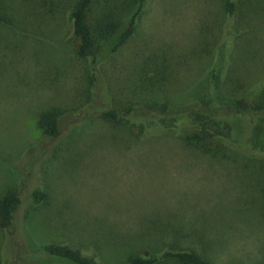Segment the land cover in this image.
Here are the masks:
<instances>
[{
  "label": "rangeland",
  "instance_id": "1",
  "mask_svg": "<svg viewBox=\"0 0 264 264\" xmlns=\"http://www.w3.org/2000/svg\"><path fill=\"white\" fill-rule=\"evenodd\" d=\"M5 1L16 30L0 32V197L15 190L22 201L0 229V264H72L43 253L52 242L100 264H122L149 244L194 248L216 264H264V159L211 158L175 136L113 130L97 115L103 98L118 106L133 97L128 88L155 59L175 63L167 98H192L185 87L210 62L226 0H150L125 44L112 49L119 32L101 43L93 94L68 21H48L39 0ZM257 33L264 44V22ZM49 108L62 112L56 138L39 126ZM234 126L251 138L253 126ZM263 140L260 130L251 144ZM38 188L47 193L40 203Z\"/></svg>",
  "mask_w": 264,
  "mask_h": 264
},
{
  "label": "trees",
  "instance_id": "2",
  "mask_svg": "<svg viewBox=\"0 0 264 264\" xmlns=\"http://www.w3.org/2000/svg\"><path fill=\"white\" fill-rule=\"evenodd\" d=\"M149 1L39 0L38 5L48 21L56 15L63 16L65 23L68 21L73 37L78 40L76 57L87 62L89 90L93 94L101 43L119 32L112 49L116 51L125 44L134 35ZM8 6L7 1L0 0V32L3 28L16 30L6 17L7 12L14 11ZM222 9L225 20L218 25L208 51L210 62L185 87L192 98L179 103L167 98V81L175 72L171 71L175 63L168 58L155 59L158 65L143 66L137 78L139 83L128 88V95L133 97L123 105L117 103L118 106L111 98H103L98 118L111 129L124 128L139 139L157 132L175 136L186 148L219 160H232L233 154L254 161L264 159V147L251 144L256 143L254 138L260 130L264 136V44L257 33L264 22V0H226ZM35 31L38 39L45 41L43 30L39 27ZM61 114L56 108L40 114L39 126L45 137L56 138L61 134ZM235 123L249 130L253 126L251 138L243 140L235 136ZM31 195L36 203L47 198L44 188L33 190ZM21 201L15 190H6L0 197L1 230L13 225ZM43 253L72 264H100L96 258L85 255L81 247L69 243H47ZM122 264L216 263L194 248L149 244L130 254Z\"/></svg>",
  "mask_w": 264,
  "mask_h": 264
}]
</instances>
